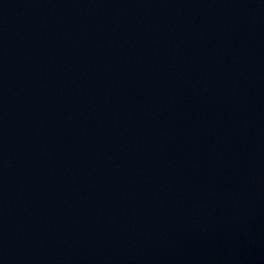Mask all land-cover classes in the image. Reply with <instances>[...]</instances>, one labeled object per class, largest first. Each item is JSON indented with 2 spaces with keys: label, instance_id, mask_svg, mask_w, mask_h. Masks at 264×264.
<instances>
[{
  "label": "water",
  "instance_id": "water-1",
  "mask_svg": "<svg viewBox=\"0 0 264 264\" xmlns=\"http://www.w3.org/2000/svg\"><path fill=\"white\" fill-rule=\"evenodd\" d=\"M0 264H264V0H0Z\"/></svg>",
  "mask_w": 264,
  "mask_h": 264
}]
</instances>
